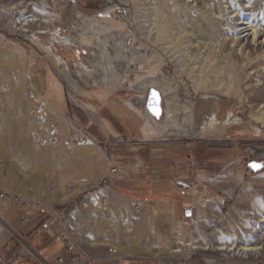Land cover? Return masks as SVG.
<instances>
[{"label": "rangeland", "instance_id": "374dc122", "mask_svg": "<svg viewBox=\"0 0 264 264\" xmlns=\"http://www.w3.org/2000/svg\"><path fill=\"white\" fill-rule=\"evenodd\" d=\"M249 1L256 7L250 11L253 15L242 0H200L198 7L191 0H158L181 10L180 21L203 19L215 40L235 37L231 31L241 17L264 24V0ZM155 2L0 0V193L7 198L5 203L0 201V264H52L45 250L57 248L61 241L41 224L59 213L64 214L63 224L73 227L78 246L93 260L107 257V248L116 247L117 258L128 263H177L184 255L167 250L180 240L221 245L231 239L230 230L241 243L264 245V222L260 221L264 219V167L250 166L254 161L264 165V125L252 116L264 111V49L254 52L251 62L237 60L235 70L239 67V76L244 77L234 84L231 95L211 93L213 97L205 98L203 93L191 94L200 133L193 136L173 130L150 140L143 138L141 130L135 137L121 134L114 118L113 107L135 113L127 102L141 107L147 101L148 95L136 83V67L131 66L129 77L133 84L110 87L104 68L91 67L90 73L77 65L82 61L90 65L89 60L100 57L102 52L96 46L110 32L95 36L90 48L84 43L81 19L75 11L92 17L111 8L114 20L110 23L122 31L129 46L140 47L144 53L152 43L141 36L142 24L155 15ZM232 10L242 15L233 17ZM29 18L39 20L24 25ZM49 18L56 19L52 25L42 23ZM54 33L77 37L76 45L61 47L53 41ZM246 33L237 36L243 38ZM244 40L255 42L251 34ZM38 42L54 45L56 54L70 66H59ZM230 46L232 43L227 44ZM207 47L199 56L210 50ZM108 51L114 55L113 47ZM160 52L166 63L164 72L174 76L173 51ZM232 61L229 58V65ZM177 80L178 94L187 99L183 86L187 79L180 76ZM191 85L189 81L187 87ZM160 103L164 108L163 94ZM213 109L221 119L234 112L243 121L232 124L224 136L202 131ZM54 135L59 136L58 143L51 141ZM180 165L189 189L176 183ZM61 188L73 192L66 202L58 196ZM193 188L198 191L197 199L190 192ZM164 202L172 207L171 213L159 208ZM190 209L192 214L187 216ZM25 214L31 221L23 224ZM191 250L200 264L219 254L212 246H188L182 251ZM218 262L228 263L224 259ZM243 264H264V259L254 255Z\"/></svg>", "mask_w": 264, "mask_h": 264}, {"label": "bare ground", "instance_id": "6f19581e", "mask_svg": "<svg viewBox=\"0 0 264 264\" xmlns=\"http://www.w3.org/2000/svg\"><path fill=\"white\" fill-rule=\"evenodd\" d=\"M191 1L196 2L198 7V2L200 0ZM238 1L240 2V0ZM242 1L244 7L249 8L248 14L253 15V13L250 12L251 10H256L253 1ZM113 11L109 8L101 12V14H94L92 17L82 14L80 11H75L76 17L81 19V35L83 36L84 43L89 44L95 36L103 34L106 30L110 32L104 37V39L101 38L96 46V48L100 49L102 52V57L96 55L95 60H89L90 65L86 64L84 61L80 62V65H77L86 69V71H89L90 73L93 70L91 67L104 68L107 74L105 81L110 87L123 86L126 82L133 84V81L131 80L132 78L130 79L129 77L131 66H135V71L138 74H136V83L139 88L144 89L146 96L149 95L151 91L155 90L158 91L161 101L162 94L164 95L165 107L163 108L161 105V110L156 114L149 110L146 103L147 101H142L143 104L141 107L136 106L135 103L130 101L127 102L130 109L142 119L140 130L142 131V134H144L143 138L146 140H150L154 136L162 135L165 132L173 130L186 134L189 133L193 136L197 135L199 131L197 130L195 117L196 102L190 97L191 94L197 96L203 93V97L205 98L213 97L211 93L231 95L233 91L235 92L234 84L236 85L241 77H244L242 75L239 76V67L237 68V71L235 70L237 67V60L241 61L242 59V62L245 63L248 59L249 62H251L255 58L253 53L255 52L257 54L260 52L259 50L264 49V24L260 26L258 21L253 23L252 19L249 20L247 17L246 19L245 17H241L239 19L241 22L239 21V23H236L235 30L231 31L235 34V37L231 40H227V37H224L221 39L222 42L219 43L221 40H215L212 32L203 19L191 17V19L185 18V20L180 21L178 18L182 15L181 10H178V8L172 4L166 5L159 3L158 0H156L154 7L155 15L152 18H146V20L148 19V22L143 23L141 29V36L146 38L147 41L152 44H147L148 51L141 53L140 47L129 46L122 37V31L117 30L110 23L111 20H114ZM232 12L234 13L233 17H236L238 14L242 15L240 11L232 10ZM140 15L143 17V12H141ZM38 20L39 19L37 18H29L23 22L24 25L29 26ZM55 20L56 19L54 18L43 19L42 23L49 26L52 25ZM39 24H41V21ZM52 29L55 30L56 27L54 26ZM25 30H28V27ZM56 31H59V29ZM246 31L249 33H246ZM244 33H246V35H244L243 38L237 36L238 34L242 35ZM249 34L252 35L253 40L255 41L254 43H246V40H244ZM35 38L36 40L39 39L36 35ZM53 39V41L62 44L63 46H72V44L74 46L76 45L73 37H63L60 33L53 35ZM108 40H113L115 45L113 46ZM38 43L49 55L51 54L54 57V60L59 66H70L62 59V57L56 54L53 47L54 45L47 46L43 45L41 42ZM140 43L143 45L144 42L141 40ZM228 43H232V46L227 47ZM90 46L91 45L89 44V47ZM110 46L114 49V55H111L108 51ZM206 47L210 50L204 55L199 56L200 50ZM218 48L221 49L219 50ZM160 50L163 52L173 51L170 57L174 60V64L176 65L174 76L170 75L169 77L164 72L166 63L160 55ZM228 50H233L232 54L227 53ZM149 51H151L150 54ZM259 56H262V54H259ZM229 58L230 61L233 59L232 65H229ZM247 65L248 62L241 66L240 69L247 67ZM180 76L187 79V82H184L183 85L186 87L187 93L189 94L187 99L181 98L178 94L179 81L177 78ZM189 81L192 82L191 87H187ZM161 114L164 115L162 120H160ZM252 116L258 123L264 125V111L259 110L258 112L253 113ZM242 121V118L236 116L234 112H231L226 118L221 119L218 116L217 109H213L212 114H210L208 120L201 128L202 131L212 132L217 136H224L232 124L242 123ZM190 192L195 194V199H197L198 191L193 188ZM72 193L71 189H68L67 191L64 188H61L60 195L58 196L62 201L66 202L70 199ZM14 198L16 202L18 198ZM198 198H200L201 202L205 203V200L202 199L201 195H199ZM260 221L264 222V219H261ZM1 225L2 222L0 221V227ZM227 235L231 237V239L221 245H211L210 243V245L205 246V244L201 243H190V241L180 240L176 247L168 249L167 253L182 251L183 248L188 246L194 248L202 247L205 249L212 246L221 251L222 249L235 250V248L239 247V249L246 252L248 255L253 254L257 258L264 259L263 244L252 243V245H250L241 243L237 237L238 234L231 230L227 232ZM102 242L104 243V241Z\"/></svg>", "mask_w": 264, "mask_h": 264}, {"label": "built area", "instance_id": "2783aa9c", "mask_svg": "<svg viewBox=\"0 0 264 264\" xmlns=\"http://www.w3.org/2000/svg\"><path fill=\"white\" fill-rule=\"evenodd\" d=\"M113 42V41H112ZM61 47H63L62 44H60ZM50 137V136H49ZM48 137V138H49ZM59 138V136H51V141L53 140L54 143H58L57 138ZM117 171V170H116ZM185 172L183 169V166L180 165L177 167L176 169V173H175V179H176V183L178 184V186H180L182 189H189L190 188V183L189 181L185 178ZM6 198V193L1 192L0 193V201H5ZM63 213H59V214H54V216L46 219L45 221L42 222L41 224V228L46 231L52 238L54 237H58L59 240L61 242H63L68 251H73V254L70 256V261H67L65 258L60 257L58 259V263L59 264H90L92 263L94 260L91 258V256L88 255L86 249L80 248L78 246V242H76L75 237L73 235L74 231H73V227H70V224H63ZM77 218L76 220L73 221V223L71 224V226L77 222ZM29 221H31L29 215L25 214L23 215V217L21 218V222L24 223H28ZM196 249V248H194ZM214 251H218V255L214 256V258H210L208 259V261L206 262L207 264H243L244 261H248L250 262V260H252V258H254V255H248L246 252H243L241 249L235 248L234 249H222L218 250L215 249ZM107 253L110 257L116 258V257H120L119 256V251L118 248H114V247H108L107 248ZM183 254L184 256L182 257V260H178L177 263L174 262V260H169L168 262H166V264H200L197 263L195 260V252H187V251H178L175 252L174 254ZM222 259H224L226 262L228 263H223V262H218L221 261ZM199 261V260H198Z\"/></svg>", "mask_w": 264, "mask_h": 264}, {"label": "crops", "instance_id": "0c3cea01", "mask_svg": "<svg viewBox=\"0 0 264 264\" xmlns=\"http://www.w3.org/2000/svg\"><path fill=\"white\" fill-rule=\"evenodd\" d=\"M113 109L115 112L114 118L118 119V121H119V122L117 121L118 122L117 124L119 125L118 131L121 134H126V135H129L131 137H135L136 135H138V132L140 130V126L142 124L140 118L135 113L129 112L128 110L125 111L119 107H113ZM130 194L133 195L134 197H137V194H132V193H130ZM171 205H172V203H171ZM158 206H159V208L161 207V209H163L164 211H167L170 213L173 211L172 207L166 202H164V204H162V205L158 204ZM155 207H157V205H155ZM178 214L179 213L176 212V216H179ZM61 243L62 242H60L58 247L55 249L54 248H50V249L46 248V250H45L47 261H49L52 264H55V263L57 264L58 259L60 257H63L67 261H70V258H71L70 256L73 254V251H68V249L65 247V245L63 244V246H62ZM106 252L104 253V255L107 254ZM108 261L113 262V264H134V263L139 264L136 261L135 262L131 261L128 263L127 261H123V258H121V259L117 258V257L113 258V257H110L109 255H107V257L102 255L99 259L96 256V257H94V261L91 264H107L106 262H108Z\"/></svg>", "mask_w": 264, "mask_h": 264}, {"label": "water", "instance_id": "95a60500", "mask_svg": "<svg viewBox=\"0 0 264 264\" xmlns=\"http://www.w3.org/2000/svg\"><path fill=\"white\" fill-rule=\"evenodd\" d=\"M147 106L149 108V110L152 112V113H158L160 110H161V103H160V96H159V93L158 91H151L148 95V98H147ZM253 165H263L262 163L260 162H251L250 163V166L253 168V169H260L262 167H253ZM192 214V210H188L187 211V216H191Z\"/></svg>", "mask_w": 264, "mask_h": 264}, {"label": "snow or ice", "instance_id": "6c2138e0", "mask_svg": "<svg viewBox=\"0 0 264 264\" xmlns=\"http://www.w3.org/2000/svg\"><path fill=\"white\" fill-rule=\"evenodd\" d=\"M253 167H264V165H253Z\"/></svg>", "mask_w": 264, "mask_h": 264}]
</instances>
